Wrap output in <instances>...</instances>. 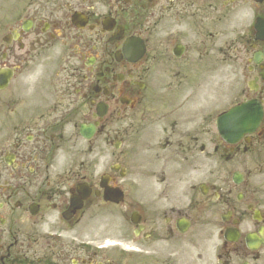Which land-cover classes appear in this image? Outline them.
<instances>
[{
    "label": "flooded vegetation",
    "instance_id": "flooded-vegetation-1",
    "mask_svg": "<svg viewBox=\"0 0 264 264\" xmlns=\"http://www.w3.org/2000/svg\"><path fill=\"white\" fill-rule=\"evenodd\" d=\"M257 15L264 0H0V264H264L246 240L264 230V127L227 145L207 110L221 61L264 74ZM95 122L145 155L131 181L111 171L120 204L80 134Z\"/></svg>",
    "mask_w": 264,
    "mask_h": 264
},
{
    "label": "water",
    "instance_id": "water-1",
    "mask_svg": "<svg viewBox=\"0 0 264 264\" xmlns=\"http://www.w3.org/2000/svg\"><path fill=\"white\" fill-rule=\"evenodd\" d=\"M231 112L227 113L223 118L226 120L228 128L232 130L243 131L250 127L252 123L255 126L259 121V116L257 117L256 111L251 105L242 106ZM223 128L226 129L225 124H223ZM236 133H239V131Z\"/></svg>",
    "mask_w": 264,
    "mask_h": 264
},
{
    "label": "rangeland",
    "instance_id": "rangeland-1",
    "mask_svg": "<svg viewBox=\"0 0 264 264\" xmlns=\"http://www.w3.org/2000/svg\"><path fill=\"white\" fill-rule=\"evenodd\" d=\"M241 88H237V96L240 95L239 91H240ZM222 99L220 101V106L221 108H224L225 106L229 105L230 103V87L228 86V83H227V86L225 88L222 89ZM94 158H95V162H96V158L97 156L94 155ZM105 169V162L102 163V165H100L98 168H97V172H101Z\"/></svg>",
    "mask_w": 264,
    "mask_h": 264
}]
</instances>
